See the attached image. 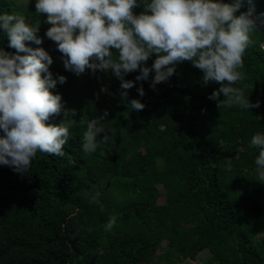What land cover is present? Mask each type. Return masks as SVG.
Masks as SVG:
<instances>
[{"label": "trees", "instance_id": "trees-1", "mask_svg": "<svg viewBox=\"0 0 264 264\" xmlns=\"http://www.w3.org/2000/svg\"><path fill=\"white\" fill-rule=\"evenodd\" d=\"M249 9L258 27L240 69L247 79L237 86L259 107L220 109L209 97L221 85L205 84L204 73L184 61L155 89L153 71L127 90V101L145 104L137 111L122 100L121 81L111 70L77 75L65 68L46 36L47 15L35 4L0 0V14L39 25L42 44L28 43L52 56L53 78H67L52 91L61 94L65 109L76 110L74 117L62 111L48 121L65 118L70 138L64 156L38 152L27 172L0 165V264H182L202 253L208 254L204 264H264V183L256 180L259 149L251 145L255 134H264V0H241L236 14ZM2 47L16 53L0 32ZM106 110L97 150L84 153L87 124ZM97 191L99 203L90 204ZM111 217L115 224L106 230Z\"/></svg>", "mask_w": 264, "mask_h": 264}, {"label": "clouds", "instance_id": "clouds-1", "mask_svg": "<svg viewBox=\"0 0 264 264\" xmlns=\"http://www.w3.org/2000/svg\"><path fill=\"white\" fill-rule=\"evenodd\" d=\"M141 4L143 11L136 14L134 9ZM240 7L241 0H36L37 13L46 14L51 25L46 36L57 44L66 69L77 75L86 69L94 73L111 70L121 81L122 100L127 101V90L136 81L148 80L154 71L151 87L155 89L175 73L177 63L191 61L204 73L205 84L221 85L209 97L218 101L220 109L260 106L259 101L251 103L244 88L237 86L247 79L240 69L258 27L254 9L237 15ZM38 29L39 25H31L23 16L0 14V32L16 49L12 54L0 48V165L18 172L29 171L38 152L64 156L70 138L65 118L59 124L48 121L62 111L65 117L76 115L75 109H65L61 94L52 91L67 78L54 79L49 70L52 56L43 47L28 43L42 44ZM259 47L264 50V43ZM153 54L156 59L149 67L147 61ZM137 70L135 80L125 79ZM138 92L145 95L142 84ZM127 102L131 110L145 107L140 99ZM107 116L106 110L87 124L81 143L84 153L97 150L98 134L105 130L100 122ZM108 139L104 135L101 142ZM251 145L259 149L256 180L264 183V134H255ZM99 197V191L93 193L89 203H99ZM115 221L111 217L106 230Z\"/></svg>", "mask_w": 264, "mask_h": 264}, {"label": "rangeland", "instance_id": "rangeland-1", "mask_svg": "<svg viewBox=\"0 0 264 264\" xmlns=\"http://www.w3.org/2000/svg\"><path fill=\"white\" fill-rule=\"evenodd\" d=\"M14 4V6H17V7H24V8H27V7H31L33 4L36 5V0H11ZM162 198L159 199V201H161ZM260 240L261 239H264V236H259ZM207 253H202L199 258L195 261H191V260H187L185 261L184 263L182 264H204V261L206 260L207 258ZM156 264H164L163 262H158L156 261Z\"/></svg>", "mask_w": 264, "mask_h": 264}]
</instances>
